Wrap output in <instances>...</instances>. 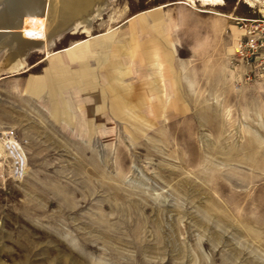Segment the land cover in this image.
<instances>
[{
  "label": "rangeland",
  "instance_id": "rangeland-1",
  "mask_svg": "<svg viewBox=\"0 0 264 264\" xmlns=\"http://www.w3.org/2000/svg\"><path fill=\"white\" fill-rule=\"evenodd\" d=\"M197 3L225 16L110 0L0 66L3 262L264 264V81L237 52L264 0Z\"/></svg>",
  "mask_w": 264,
  "mask_h": 264
},
{
  "label": "bare ground",
  "instance_id": "bare-ground-1",
  "mask_svg": "<svg viewBox=\"0 0 264 264\" xmlns=\"http://www.w3.org/2000/svg\"><path fill=\"white\" fill-rule=\"evenodd\" d=\"M200 1L203 5H216L222 0ZM179 2L190 4L199 12L225 16L218 11L199 8L197 0H179ZM109 4L110 0H0L1 68L6 69L7 72L22 70L28 66L27 56L33 51L44 52L46 56L51 55L53 45L65 34L89 32L92 20L101 16ZM78 43L80 41L72 46ZM4 133L7 134V132ZM5 142L14 148H16L14 145L18 143L13 137H9ZM20 153L17 152L19 166L23 163V158H26ZM20 173L22 174V170ZM0 264L6 263L0 259ZM94 264L106 263L96 259Z\"/></svg>",
  "mask_w": 264,
  "mask_h": 264
},
{
  "label": "built area",
  "instance_id": "built-area-1",
  "mask_svg": "<svg viewBox=\"0 0 264 264\" xmlns=\"http://www.w3.org/2000/svg\"><path fill=\"white\" fill-rule=\"evenodd\" d=\"M237 45L250 65L251 77L264 81V20L252 19Z\"/></svg>",
  "mask_w": 264,
  "mask_h": 264
},
{
  "label": "crops",
  "instance_id": "crops-1",
  "mask_svg": "<svg viewBox=\"0 0 264 264\" xmlns=\"http://www.w3.org/2000/svg\"><path fill=\"white\" fill-rule=\"evenodd\" d=\"M96 44H98V43H92L91 45H94V46H95ZM88 49L90 50V48H88ZM85 51H86V50H85ZM85 51H84V53H85ZM87 53H89L88 50H87ZM62 61H64V57H61V58L58 59L59 64L62 63ZM55 72H56V73L58 72V68L56 69ZM84 79H85V78H84ZM85 80H86V83H89V82H90V80L88 81L87 78H86ZM37 85H38V86H37V89H39V86L41 85L40 82H38Z\"/></svg>",
  "mask_w": 264,
  "mask_h": 264
}]
</instances>
